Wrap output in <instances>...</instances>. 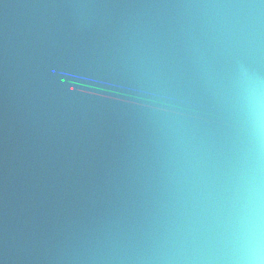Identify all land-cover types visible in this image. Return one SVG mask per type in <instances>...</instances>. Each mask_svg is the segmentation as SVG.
Instances as JSON below:
<instances>
[{"label":"water","instance_id":"water-1","mask_svg":"<svg viewBox=\"0 0 264 264\" xmlns=\"http://www.w3.org/2000/svg\"><path fill=\"white\" fill-rule=\"evenodd\" d=\"M264 264L262 0H0V264Z\"/></svg>","mask_w":264,"mask_h":264},{"label":"clouds","instance_id":"clouds-1","mask_svg":"<svg viewBox=\"0 0 264 264\" xmlns=\"http://www.w3.org/2000/svg\"><path fill=\"white\" fill-rule=\"evenodd\" d=\"M247 264H262L259 259H253L247 262Z\"/></svg>","mask_w":264,"mask_h":264},{"label":"snow or ice","instance_id":"snow-or-ice-1","mask_svg":"<svg viewBox=\"0 0 264 264\" xmlns=\"http://www.w3.org/2000/svg\"><path fill=\"white\" fill-rule=\"evenodd\" d=\"M262 2H264V0H262Z\"/></svg>","mask_w":264,"mask_h":264}]
</instances>
